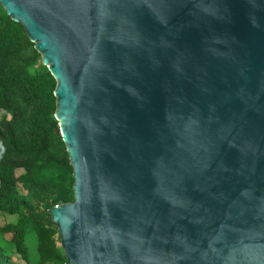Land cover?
I'll return each instance as SVG.
<instances>
[{"label":"water","instance_id":"95a60500","mask_svg":"<svg viewBox=\"0 0 264 264\" xmlns=\"http://www.w3.org/2000/svg\"><path fill=\"white\" fill-rule=\"evenodd\" d=\"M58 82L70 264H264V0H0Z\"/></svg>","mask_w":264,"mask_h":264},{"label":"trees","instance_id":"16d2710c","mask_svg":"<svg viewBox=\"0 0 264 264\" xmlns=\"http://www.w3.org/2000/svg\"><path fill=\"white\" fill-rule=\"evenodd\" d=\"M57 87L36 43L0 2V214L16 217L0 230L13 232L10 242L27 264H70L51 213L75 199ZM31 232L38 240L37 263L30 261ZM0 264H19L1 244Z\"/></svg>","mask_w":264,"mask_h":264},{"label":"rangeland","instance_id":"374dc122","mask_svg":"<svg viewBox=\"0 0 264 264\" xmlns=\"http://www.w3.org/2000/svg\"><path fill=\"white\" fill-rule=\"evenodd\" d=\"M22 172L23 171H20L19 174ZM26 194H28L29 196V192H26ZM15 221H16V217L14 216L0 214V226H5ZM12 236H13V232L11 231L2 232V230H0V244L6 247L9 253L14 254L15 259L19 262V264H27V262L23 260V258L15 252L14 244L10 242ZM37 243H38L37 235L32 232L29 233L27 235V244L29 246V251H30V261L33 263H37L40 261V255H39Z\"/></svg>","mask_w":264,"mask_h":264}]
</instances>
